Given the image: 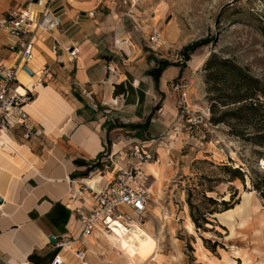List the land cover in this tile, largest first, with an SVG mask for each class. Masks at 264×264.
<instances>
[{"label": "rangeland", "instance_id": "rangeland-1", "mask_svg": "<svg viewBox=\"0 0 264 264\" xmlns=\"http://www.w3.org/2000/svg\"><path fill=\"white\" fill-rule=\"evenodd\" d=\"M75 1L67 3L81 9L77 15L82 21L95 20L84 15L96 8L98 23L87 30L106 37L132 83L135 77L144 81L160 61L170 64L161 74L165 90L156 92L150 114L144 115L148 109L142 108L141 118L123 121L114 115L112 121L121 127L117 131L122 138L135 139L119 154L121 165L135 146L151 151L150 163H161V171L144 168L152 200L141 225L118 226L87 238L86 260L77 262L66 253V264H264V197L252 182L264 177V144L255 143L264 130L235 118L211 121L212 104L223 91L213 90L215 82L207 79L205 69L213 54L230 58L259 78L264 89V0H92L87 10ZM43 9L32 8L33 16L38 19ZM154 29L162 36L157 45L149 40ZM172 30L175 37L169 41ZM197 43L186 59L184 49ZM40 77L39 83H45L43 73ZM260 99L264 101V94ZM156 109L161 121L153 126L148 120ZM231 109L218 106L216 115ZM99 163L88 177L108 169ZM105 163L113 164L111 158ZM232 169H240L244 180L234 178Z\"/></svg>", "mask_w": 264, "mask_h": 264}, {"label": "crops", "instance_id": "crops-1", "mask_svg": "<svg viewBox=\"0 0 264 264\" xmlns=\"http://www.w3.org/2000/svg\"><path fill=\"white\" fill-rule=\"evenodd\" d=\"M91 1L75 2L87 10ZM34 2L0 0V19L2 12L11 8L24 5L31 11L39 8ZM44 3L46 0H42ZM46 7L62 18V27L58 33L38 34L28 62L20 55L23 39L9 35L0 27V63L18 68L21 83L18 91L34 94L24 109L42 130L38 137L26 138L23 129L2 133L0 137L11 147L3 151L0 146V264H52L59 253L66 257L57 242L68 237L79 238L80 233L76 234L78 228L81 232V227L75 207H92L90 187L100 189L114 175L112 164L94 176H78L86 166L76 161L96 163L104 155L106 162L111 158L121 166L119 154L135 139L122 138L123 133L117 131L121 127L112 126L113 116L123 121L132 116L141 118L142 108L148 109L144 115L150 114L157 103L156 92L165 90L162 76L158 85L149 74L144 81L135 77L132 83L120 67L118 52L107 45L106 37L88 32L87 27L98 23L96 8L84 15L95 20L82 21L77 15L82 13L81 9L71 7L67 0H47ZM167 33L172 41L174 31ZM57 42L60 46L56 52ZM68 47L78 49L72 60ZM24 67L33 74L23 72ZM42 73L45 83H39ZM119 83L126 84L127 94L114 95L115 84ZM74 84L79 89L75 90ZM82 89L91 94L96 105ZM146 97L150 98L148 103ZM158 120L161 121V113L156 109L151 125L155 126ZM151 166L145 170H152ZM89 181L93 184H88ZM84 188L87 190L82 191ZM118 226L123 225L116 224L113 229ZM73 244L79 247L80 241Z\"/></svg>", "mask_w": 264, "mask_h": 264}, {"label": "built area", "instance_id": "built-area-1", "mask_svg": "<svg viewBox=\"0 0 264 264\" xmlns=\"http://www.w3.org/2000/svg\"><path fill=\"white\" fill-rule=\"evenodd\" d=\"M36 3L42 6L41 0H37ZM46 4H43L45 8L38 19L33 16L31 9L23 7L11 8L0 19V27L5 29L9 35L23 39L20 44V55L23 61L28 62L32 57L34 43L39 32L52 33L62 25V18L49 10ZM149 40L152 44H159L162 40L161 31L154 29ZM59 46L57 42L54 46L56 52ZM66 50L71 60L76 57L78 52L76 47H68ZM17 70L18 68L14 66L0 63V137L2 133H9L14 129H23L26 138L38 137L42 134V130L34 124L24 109V106L32 100L31 93L33 92L27 90L25 94H21L18 91L21 83ZM73 86L75 90L79 89L77 84ZM82 92L89 97L93 105H96L87 90L82 89ZM5 147L6 144L2 145V148ZM125 155L129 158L127 163L121 166L114 163L112 159L114 175L110 181L100 189L90 187L92 207H75L74 212L78 216L81 227L79 238L68 237L57 242V247L61 249V252L72 253L77 262H84L87 258L84 240L112 232L117 223L126 226L134 220L141 223L149 209L152 194L147 185L149 175L144 171V165L153 159V155L151 151L141 150L139 146H135ZM98 161L106 162L104 159ZM156 162H159V159ZM169 165H175V163L170 161ZM105 167H108L106 163ZM86 190L87 188H84L82 191ZM77 241H80V246L74 247L73 243ZM52 264H66L65 257L59 253Z\"/></svg>", "mask_w": 264, "mask_h": 264}, {"label": "trees", "instance_id": "trees-1", "mask_svg": "<svg viewBox=\"0 0 264 264\" xmlns=\"http://www.w3.org/2000/svg\"><path fill=\"white\" fill-rule=\"evenodd\" d=\"M200 43L192 46H187L183 55L187 59L190 54L196 50ZM158 67L152 69L149 73L154 78L158 85L164 66L170 64L166 60L160 61ZM215 68V69H214ZM205 69L209 71L207 79L213 80L215 85L213 90L223 91L222 95L218 97L217 101L212 104L211 111L213 113L211 121L215 124L221 122H227L229 118H235L243 121L244 125L255 124L258 130H264V101L260 99V94H264L262 87V81L251 75L244 67L230 58L219 57L213 54L208 59ZM211 69H214L213 71ZM127 88L124 83L115 84L114 95L126 94ZM234 109L223 111L220 115H216V109L218 106H230ZM151 122V118L148 120ZM237 135H242L238 133ZM257 144H264V133L257 135L255 140ZM81 166H86L85 171L78 173V176L87 177L90 172L96 171L100 163H89L84 159L77 160ZM234 178H241L244 180V174L240 169H232L229 171ZM253 188L261 193L264 197V177L259 180H252ZM237 191L232 195H236ZM210 199H212L210 197ZM213 200V199H212ZM227 204L228 201H223ZM232 207H226L224 210H228ZM223 210V211H224ZM215 213L214 211L211 212ZM195 225L201 228L199 220L193 216ZM205 223L208 220L205 218Z\"/></svg>", "mask_w": 264, "mask_h": 264}, {"label": "bare ground", "instance_id": "bare-ground-1", "mask_svg": "<svg viewBox=\"0 0 264 264\" xmlns=\"http://www.w3.org/2000/svg\"><path fill=\"white\" fill-rule=\"evenodd\" d=\"M41 4H42V0H41ZM38 6H40L39 4H37ZM23 72H25V71H23ZM26 74H30V73H28V72H25ZM31 75V74H30ZM4 144H6V147L5 148H2V145H4ZM0 146H1V150H3V151H6V149L7 148H11L10 147V145H8L5 141L4 142H2V139H0ZM8 146V147H7ZM150 162H147L146 164H145V167L146 166H148L149 165V167H150V164H149ZM153 163V165L151 166V168L152 167H156L157 169H159L160 171H161V167H160V165H161V163L160 162H152ZM144 167V168H145ZM152 170H154L153 168H152ZM86 183V182H85ZM88 184H90V185H92L93 183H91L90 181L88 182ZM250 213H251V215L253 216V206L250 208ZM158 213H156V215H157ZM252 222H254V221H252ZM117 224H120V225H123V226H125V227H138V226H140L141 224L139 223V221L138 222H136V221H131V223L129 224V226H126V225H124V224H122V223H117ZM254 225V224H253ZM252 225V226H253ZM191 228L193 229L194 228V225H193V223H191Z\"/></svg>", "mask_w": 264, "mask_h": 264}, {"label": "water", "instance_id": "water-1", "mask_svg": "<svg viewBox=\"0 0 264 264\" xmlns=\"http://www.w3.org/2000/svg\"><path fill=\"white\" fill-rule=\"evenodd\" d=\"M35 2H37V0H34ZM24 69L26 70V71H28L30 74H33L29 69H28V67H24ZM1 198H0V202H1ZM50 241L52 242V243H55V239L54 238H51L50 239Z\"/></svg>", "mask_w": 264, "mask_h": 264}]
</instances>
